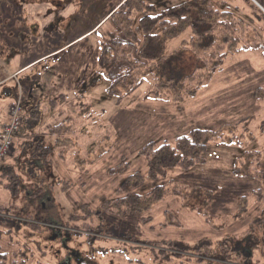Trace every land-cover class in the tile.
<instances>
[{
  "label": "rangeland",
  "instance_id": "obj_1",
  "mask_svg": "<svg viewBox=\"0 0 264 264\" xmlns=\"http://www.w3.org/2000/svg\"><path fill=\"white\" fill-rule=\"evenodd\" d=\"M191 1L151 0L157 12ZM212 1L220 9L230 7L252 30L248 40L258 37L264 45V7L257 0ZM122 2L0 0V82L18 68L64 48L33 65L35 70L0 84V128L4 109L17 103L23 109L19 133L23 130L30 109L26 93L31 85L38 89L41 84L36 81L48 85L55 96L47 100L57 102L55 108L44 101L31 102L38 107L36 122L43 134L33 137L29 122L25 137L34 139L19 144L21 159L12 164L14 171L3 169L18 146L19 133L0 168V175L7 177L0 182L4 264H63L70 253L83 264H264V53L229 56L222 71L207 79L206 87L188 96L181 81L195 73L199 63L190 50L172 53L183 41L190 47V30L164 47L150 42L147 53L168 56V62L153 70L145 67L140 80L133 75L140 84L128 93L125 88L131 80L121 77L119 92L111 94L113 84L97 62L100 35L109 28L108 15ZM54 116L59 123H54ZM62 123L70 127L59 141L70 140L64 148L71 162L66 167L61 150L48 155L44 149L52 148L49 130ZM195 129L222 131L225 142L236 143L226 146L214 141L206 151V163L150 179L140 151L151 142L174 145ZM249 155L260 162L251 167L256 178H238L235 163ZM34 157L45 165L37 174L29 163ZM24 158L23 170L18 163ZM47 158L48 162L43 160ZM122 164L129 165L127 172L112 175ZM135 173L144 178L137 193L170 184L186 188L183 198L170 197L125 220L89 217V211L101 213L102 205L116 198L117 189ZM260 190L263 199L258 202L253 194ZM152 252L159 257H151ZM162 255L170 260L164 261Z\"/></svg>",
  "mask_w": 264,
  "mask_h": 264
},
{
  "label": "trees",
  "instance_id": "obj_2",
  "mask_svg": "<svg viewBox=\"0 0 264 264\" xmlns=\"http://www.w3.org/2000/svg\"><path fill=\"white\" fill-rule=\"evenodd\" d=\"M257 1L264 7V0ZM108 16L106 22L109 28L107 32L100 35L102 37L101 55L98 63L107 71V80L113 84L110 88L111 94L119 92L116 89L121 77L125 82L131 80L125 88V92L128 93L136 88L138 83L140 84V81L136 82V79L132 78L133 75L140 80L144 78L145 67H151L153 70L159 63L168 62V56L147 53V45L150 42L156 43L157 47H164L169 41L179 38L190 30L192 34L190 47L183 41L181 47L172 53V56H175L181 50H190L199 63L195 73L181 81L186 87L188 96L193 90L196 92L206 87L207 79L222 71L229 56L259 50L264 53V45L258 37L253 38L252 41L248 40L252 32L249 26L243 20L236 18L230 7L220 9L214 5L212 0H192L190 3L181 4L163 12H157L151 0H124ZM114 83H117V86H114ZM64 126V123L57 125L51 133L56 137V146L58 150H61L62 161L70 164L71 162L67 161L66 154H64V148H68L67 144L70 140L66 139L62 144L59 142L70 128ZM218 140L224 141L223 144L226 146L236 143L225 142L222 131L208 132L195 129L180 137L174 145L151 142L139 154L147 161L148 177L158 180L165 178L170 170L188 171L206 163L205 154L210 143ZM45 152L49 155L52 150L45 148ZM257 160V157H250V155L245 160H240L235 165L234 175L238 178L255 179L257 172H253L251 167L254 162H257L256 165L259 166L260 162ZM246 163L249 166L248 169H246ZM74 167L77 168V165ZM128 168V164H122L111 174L122 175L127 172ZM133 181L136 183L131 187L130 184ZM143 184L144 178L140 173L128 177L117 189L116 198L106 201L99 214L89 211V217L99 218L102 215L103 219L110 217L115 220H125L150 211L153 206L170 197L182 199L183 191L186 189L185 187L184 189L172 187L170 184L158 185L152 191L142 195L136 191ZM253 195L256 196L258 202L262 201V190L256 191ZM1 210L2 207H0ZM89 217L83 214L85 221ZM172 224L180 225L178 222H172ZM86 231L93 232L90 227H87ZM262 250L264 255V247ZM156 253L152 252L151 257H159ZM4 257L0 255V264H4ZM161 257H164V261L170 260L167 255Z\"/></svg>",
  "mask_w": 264,
  "mask_h": 264
},
{
  "label": "crops",
  "instance_id": "obj_3",
  "mask_svg": "<svg viewBox=\"0 0 264 264\" xmlns=\"http://www.w3.org/2000/svg\"><path fill=\"white\" fill-rule=\"evenodd\" d=\"M64 48H61V49H58V50H55V51H52L50 54H48L47 56H45V57H43V58H41V59H39V60H37V61H35V62H32V63H30V64H28V65H25V66H22L21 68H18L13 74H12V78H15V77H18L19 75H21V74H24L25 72H28V71H33V70H35V68H36V66L35 67H32L33 65H35L37 62H39V61H41L42 59H44V58H48V57H50V56H53V55H55V54H58L59 52H61L62 50H63ZM183 53H186L185 51H183ZM183 53H180V52H178V54L177 55H181V54H183ZM98 61H99V58H98ZM97 61V62H98ZM42 70H43V68H42ZM38 72H40V70H38V71H34V73L37 75L38 74ZM10 76L9 77H7L6 79H4V80H1L2 82H0V84L2 85L3 83H5V82H9V79L11 78ZM53 83H54V81H52ZM39 83L41 84L40 86H38V89L36 88V86L35 87H33L32 85H31V88L29 89V91H28V93H26V94H28L27 95V99L30 101V109L28 110V112L25 114V124L23 125V130L18 134V135H16V138H15V143H17L18 144V146H16L15 145V151L13 152V155H12V157L11 158H9V159H7V161H6V163H5V169H3V171H5L6 169H15V168H12V164L14 163V162H17V160H19V158L21 159V156L20 155H18V151H19V144H23L24 142H27V143H29L30 141H32L34 138H26L25 137V135H26V131H27V128H29L30 127V124H29V122H31V129L33 130V137L34 136H38V137H41V135L43 134H41V124L39 125L37 122H36V120H37V118H38V116H37V109H38V107H37V105H35V106H31V102L32 101H44V102H46L47 103V105L48 104H50V107H52V108H55L56 107V105L54 104V103H57V102H51V101H48L47 99H48V97H50L51 98V96H55L54 94H55V92L54 91H51V90H49L48 91V88H49V86L48 85H45V83H42V82H40V81H36V84H38L39 85ZM53 83H52V86H53ZM54 88V87H53ZM40 89H42V90H44V92H42V90H40ZM56 90V89H55ZM42 93H46V95H43ZM25 94V93H24ZM59 94H60V92L59 93H57L56 94V96L58 97L59 96ZM63 96V95H62ZM61 96V97H62ZM54 99V98H53ZM60 99H62V98H60ZM19 100V99H18ZM18 100H16L15 102H17ZM20 100H21V98H20ZM14 102V103H15ZM43 102V103H44ZM13 103H11V104H9L5 109H4V111L2 112V118H3V116H4V124H2V126H1V128H0V141H1V136H2V132H3V128H4V126L7 124V122H8V120H9V112H10V108L12 107V106H14L15 104H13ZM17 104V103H16ZM52 104H54V107L52 106ZM58 119H56V117L54 116V118H53V121H54V123L55 124H57V123H59V121H57ZM51 130L52 129H50L49 130V138L47 139L48 141H49V144L52 146V148L51 147H46V148H50L51 150H52V152H54L55 150H58L57 149V146H56V137L51 133ZM46 134H47V132H45ZM40 134V135H39ZM44 148V147H43ZM45 149V148H44ZM34 159L35 160H33V161H30L29 163H32L33 164V166H34V174H37V172L38 171H42L43 169H45V165H43V163H42V161L40 160V159H37V158H35L34 157ZM48 159V158H47ZM43 160H45V161H47L46 159H43ZM49 161V160H48ZM26 163H27V161L25 160V158H24V160L23 161H21V162H19L18 164V166H21V167H23V170L24 169H26ZM63 164H64V167H66V165H70L69 164V162L68 163H65V162H63ZM235 165H237V163H235ZM71 169V168H70ZM14 171V170H13ZM2 175H0V177H1ZM3 179V180H2ZM244 179V178H243ZM4 180L6 181L7 180V177H5V176H2L1 178H0V182H4ZM248 180H251V179H248ZM19 187H17L16 188V190L18 189ZM32 205H35V203H33Z\"/></svg>",
  "mask_w": 264,
  "mask_h": 264
},
{
  "label": "built area",
  "instance_id": "obj_4",
  "mask_svg": "<svg viewBox=\"0 0 264 264\" xmlns=\"http://www.w3.org/2000/svg\"><path fill=\"white\" fill-rule=\"evenodd\" d=\"M23 109L20 105H14L9 113V122L4 127L0 141V168L3 166L11 148L13 147V139L19 133L22 127Z\"/></svg>",
  "mask_w": 264,
  "mask_h": 264
},
{
  "label": "flooded vegetation",
  "instance_id": "obj_5",
  "mask_svg": "<svg viewBox=\"0 0 264 264\" xmlns=\"http://www.w3.org/2000/svg\"><path fill=\"white\" fill-rule=\"evenodd\" d=\"M43 205H44V203H43ZM3 256L6 257V255H3ZM77 257H78V256H77L76 254H74V253H70V254H69V258L67 259V260H68L67 263L65 262V263H63V264H70V261H72L73 259H74V261L76 262L75 264H83V263H82L83 260L78 259Z\"/></svg>",
  "mask_w": 264,
  "mask_h": 264
}]
</instances>
